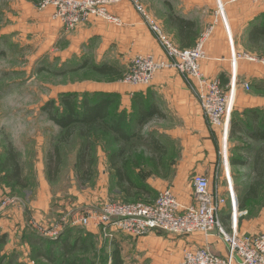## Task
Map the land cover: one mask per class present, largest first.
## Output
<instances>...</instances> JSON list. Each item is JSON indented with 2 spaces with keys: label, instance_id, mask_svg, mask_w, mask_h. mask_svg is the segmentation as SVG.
I'll return each instance as SVG.
<instances>
[{
  "label": "crops",
  "instance_id": "1",
  "mask_svg": "<svg viewBox=\"0 0 264 264\" xmlns=\"http://www.w3.org/2000/svg\"><path fill=\"white\" fill-rule=\"evenodd\" d=\"M139 2L179 49L192 47L211 22L212 14L219 10L217 27L205 44L206 58L201 68L203 77L219 80L234 102V109L222 126L207 127L196 101L200 84H187L174 70L155 74L149 87L115 81L88 82L71 93L113 95L114 110L125 115V130L135 138L126 146L127 165L126 170H120V178L145 185L150 196L169 191L180 209L187 210L193 204L191 177L206 176L211 191L224 199L218 218L225 230L246 236L264 232V66L236 59L239 53L264 57V6L253 1L230 5L227 0ZM133 10L130 0L119 1L111 11L124 26L106 25L90 18L68 35L60 22L51 19L52 10L46 11L54 26V37L65 41L70 54L83 56L88 52L97 60L104 48L111 47L118 54L124 52V60L138 53L165 58L155 36ZM245 84L249 85L248 91ZM139 109L146 113L144 120L138 118ZM148 143H154V147ZM109 153L93 160L94 179L101 183L91 189H74L69 195L49 186L47 159L43 155L34 167L32 189L8 186L0 173V198L16 199L12 208L0 212V264L31 262L33 249H41L43 243L48 256L54 255L56 248L63 253L68 242L82 238L69 223L75 215L98 211L111 195L126 199L115 184L117 177L110 167ZM76 177L80 179L78 172ZM136 192L130 188L132 195ZM33 222L45 228L56 223L59 234L42 236L32 227ZM109 229L113 231L112 227ZM86 231L94 240H105L97 226H89ZM125 237L130 249L126 264H177L184 249L204 245L229 264H240L215 232L206 237Z\"/></svg>",
  "mask_w": 264,
  "mask_h": 264
},
{
  "label": "rangeland",
  "instance_id": "2",
  "mask_svg": "<svg viewBox=\"0 0 264 264\" xmlns=\"http://www.w3.org/2000/svg\"><path fill=\"white\" fill-rule=\"evenodd\" d=\"M47 16L46 10L36 9L30 0H0V170L6 163V153L10 152L14 156V164L21 172V184L32 189L34 167L38 158L41 155L45 159L50 155L54 156L53 151L57 149L59 171L52 177L53 181H49V186L56 192L61 189L63 195H69L74 189H91L101 182L94 179V169L91 170L92 175L88 180L76 177L78 149L85 140L73 131L67 142L62 141L60 129L53 125L42 111L45 103L53 102L61 109L59 97L62 94L75 93L79 97L87 94L71 93L72 89L76 90L77 86L83 83L108 84L115 81L124 84L122 78L131 72L130 61L136 55L144 54L138 53L124 60V52L118 54L111 47L104 48L103 53L98 55L100 59L97 60L94 59V54L88 52L83 53V56L70 54L65 41L54 37V26ZM104 23L110 24L106 21ZM104 64L118 72V79L100 77L89 69L92 65ZM83 66L85 68H82ZM92 142L91 154L87 161L96 160L102 157L104 152L115 149L108 135L95 136ZM0 173L5 180L3 171ZM153 198L154 196L142 194L139 198L126 201L111 195L107 202L140 205ZM73 228L82 238L77 243L76 251L66 259L60 257L63 253L56 248L54 256L57 258L52 263L48 259L49 251L47 252L43 243L41 249H33L31 262L19 264H65V260L71 264H110L113 248L111 243L114 239L94 240L87 234V227L78 225ZM97 228L102 229L99 226ZM117 237L116 240L122 242L120 249L124 256L130 250L129 244L121 239L124 235ZM67 244L69 246L72 243ZM82 244L84 249L79 250L78 247ZM126 262L128 258H124V264Z\"/></svg>",
  "mask_w": 264,
  "mask_h": 264
},
{
  "label": "built area",
  "instance_id": "3",
  "mask_svg": "<svg viewBox=\"0 0 264 264\" xmlns=\"http://www.w3.org/2000/svg\"><path fill=\"white\" fill-rule=\"evenodd\" d=\"M33 7L39 10H52L51 19L60 22L66 32L86 23L90 18L104 20L114 26H123L111 8L120 0H30ZM134 10L143 20L148 30L155 36L165 58L158 59L153 55H136L130 61V70L123 77L124 84L149 87L154 75L174 70L187 84H200L196 94L199 108L209 129H218L226 117L233 111L234 102L229 93L217 79L203 77L201 63L206 58L205 44L211 38L218 24V13L212 14V20L202 30L196 43L185 49L175 47L164 36L156 21L149 18L143 5L137 0H130ZM243 1L258 2L264 6V0H227L228 4ZM236 59L253 61L264 66V58L253 54L239 53ZM246 91L249 85L245 84ZM193 204L187 210H181L177 199L169 191L156 194L153 200L140 205L109 203L102 210L86 211L75 215L69 222L72 227L99 226L105 240L113 239L116 233L126 235L134 240L149 234L165 236L190 237L215 232L217 237L228 246L240 264H264V232L251 235H235L225 230L218 218V212L224 202L217 193L211 191V183L206 176L193 175L190 179ZM13 197L0 198V212H6L14 205ZM32 227L40 235L57 236L59 228L54 223L49 228L36 222ZM113 231H109V228ZM177 264H229L226 258L216 256L206 245L190 247L182 251Z\"/></svg>",
  "mask_w": 264,
  "mask_h": 264
},
{
  "label": "trees",
  "instance_id": "4",
  "mask_svg": "<svg viewBox=\"0 0 264 264\" xmlns=\"http://www.w3.org/2000/svg\"><path fill=\"white\" fill-rule=\"evenodd\" d=\"M82 68L85 67L83 66ZM89 69L100 77L118 79V72L107 64H104L103 66L92 65ZM45 104L46 105L43 107L42 111L46 114L48 120L60 129L62 133V141L67 142L68 139L72 137L73 131H76L78 136L85 140L83 145L79 147L77 154L76 169L80 174V179L83 180V178H87L88 180L92 175L91 167L93 166V160L90 159V161H87V159L91 154L93 138L98 135H108L110 137V142L113 146H115L114 150L109 151L110 167L116 172L117 180L115 181V184L123 197L126 198L125 200L138 198L143 193V195H151L145 185H137L134 183L135 180L127 177L120 178V170H126L125 167L127 165V159L124 156L128 151L126 146L133 141L135 136L129 134L131 132L125 130V115L123 113L117 114L114 110L115 103L113 95L88 93L79 97L78 94L75 93L62 94L59 97L61 109L53 102H47ZM143 117H146V113L144 114V112L139 109V120H144ZM149 144L150 147H154V143H148V145ZM57 151L58 150L55 149L53 151L54 156L50 155V157L47 158L46 170L49 181H53L52 177L54 178L59 171V153ZM6 154V163H4L2 170H0L4 173L5 184L25 189L27 186L21 184V172L14 164L13 154H10V152H7ZM130 188L136 190L137 192L132 195L130 193ZM118 235L120 236V234H116L113 237L114 240L111 243L113 248L110 255V264H124V258L127 259L126 254L123 256L122 249H120L122 243L121 240H116ZM125 238L126 237L124 235L121 239L126 240L128 243V238ZM78 242L79 241L76 240V242L64 247L62 249L64 252L60 257H62V259H66L65 255L68 257L72 254V252H75ZM78 249H84V244L80 245ZM55 256H49L48 259H50L53 263L54 259L57 258ZM65 264H71V262L65 260Z\"/></svg>",
  "mask_w": 264,
  "mask_h": 264
}]
</instances>
